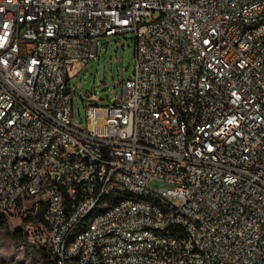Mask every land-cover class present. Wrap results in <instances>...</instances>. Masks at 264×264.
<instances>
[{"label":"built area","instance_id":"2783aa9c","mask_svg":"<svg viewBox=\"0 0 264 264\" xmlns=\"http://www.w3.org/2000/svg\"><path fill=\"white\" fill-rule=\"evenodd\" d=\"M126 33L123 96L75 124V65ZM18 178L44 209L27 239L50 264H264V0H0V218L26 198ZM124 189L161 202L77 227L99 192Z\"/></svg>","mask_w":264,"mask_h":264},{"label":"rangeland","instance_id":"374dc122","mask_svg":"<svg viewBox=\"0 0 264 264\" xmlns=\"http://www.w3.org/2000/svg\"><path fill=\"white\" fill-rule=\"evenodd\" d=\"M135 45L133 33L101 37L98 55L88 62L75 65V73L70 79L75 124L87 126L88 105H109L116 96H123L124 80L131 75L135 63ZM148 187L160 190L168 187V184L151 180ZM42 209H37L34 200L26 196L8 218L9 229L0 227V264H50L37 247L11 234L14 229H21L25 234L31 223L37 225L43 221L44 213L40 214Z\"/></svg>","mask_w":264,"mask_h":264},{"label":"bare ground","instance_id":"6f19581e","mask_svg":"<svg viewBox=\"0 0 264 264\" xmlns=\"http://www.w3.org/2000/svg\"><path fill=\"white\" fill-rule=\"evenodd\" d=\"M111 28H118V21H111ZM18 187L21 189L22 197H31V189L26 178H18ZM91 191H83L82 199H90ZM148 201L161 202V193L156 192H136L132 189L119 190L116 193L101 191L98 193L96 203H90L89 207H83L81 219H77V227H91V223H97L103 216L112 213V206L129 205L139 206ZM110 203V204H105ZM147 231L160 237L176 235V226H156L147 224ZM81 237V229H73L68 233V240L78 241ZM185 249H192V252H199V245H196V236L193 229H186L184 232ZM36 247V246H35ZM78 259V252H70V258H66L65 264H81ZM190 264H201L190 262Z\"/></svg>","mask_w":264,"mask_h":264},{"label":"trees","instance_id":"16d2710c","mask_svg":"<svg viewBox=\"0 0 264 264\" xmlns=\"http://www.w3.org/2000/svg\"><path fill=\"white\" fill-rule=\"evenodd\" d=\"M43 213H44V212H43V209H42V211H40V214L43 215ZM0 227H1V228H5V229H9V222H8V219H7V218H5V217H1V218H0ZM11 234L13 235L14 238H16V239H20V240H23L24 243L32 245V244L28 241V239H27V233L24 234V233L21 231V229H14V230H12V231H11ZM40 252H41V251H40ZM41 253H42V255L46 258V260L50 263V260H49V258L46 256V254L43 253V252H41Z\"/></svg>","mask_w":264,"mask_h":264}]
</instances>
